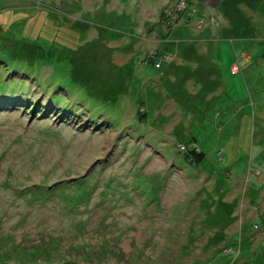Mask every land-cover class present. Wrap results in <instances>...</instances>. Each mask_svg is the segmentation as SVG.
<instances>
[{"label": "rangeland", "instance_id": "rangeland-1", "mask_svg": "<svg viewBox=\"0 0 264 264\" xmlns=\"http://www.w3.org/2000/svg\"><path fill=\"white\" fill-rule=\"evenodd\" d=\"M260 128L264 0H0V264H264Z\"/></svg>", "mask_w": 264, "mask_h": 264}, {"label": "crops", "instance_id": "crops-1", "mask_svg": "<svg viewBox=\"0 0 264 264\" xmlns=\"http://www.w3.org/2000/svg\"><path fill=\"white\" fill-rule=\"evenodd\" d=\"M234 63H233V65H234ZM238 71L235 73L236 75L239 73ZM232 73H233V70H232ZM228 86H229V83L227 84V87ZM253 130L254 129H252V138L255 135V132ZM263 134H264L263 128H260L259 135L262 136ZM247 147L242 149V152L246 153ZM247 153H248V155H245L244 157L241 158L243 171L236 170V169L228 166V168H231V170H228L227 174L229 176L234 174L233 178H237L240 175L241 179L242 178L244 179V187L248 188L247 193L249 192L248 193L249 198H247V202H248L247 205H251V209L247 212V214H248V217H250V219H243L242 218L241 222L243 224L245 222H247L251 225L250 221L254 220L257 223L264 224V207H263V210H258L259 206L253 207V203L256 204L257 203L256 201L260 200L259 197H261L264 193L263 189L260 188L259 186H257V184L255 182L256 179L253 178V175H255L254 173H256L261 178L264 179V146L259 151L254 150V148L252 147V148H250L249 152H247ZM253 169H256V170L252 172ZM233 183H234V185L239 186L241 182L239 184H236L235 179H234ZM247 193H246V195H247Z\"/></svg>", "mask_w": 264, "mask_h": 264}, {"label": "trees", "instance_id": "trees-1", "mask_svg": "<svg viewBox=\"0 0 264 264\" xmlns=\"http://www.w3.org/2000/svg\"><path fill=\"white\" fill-rule=\"evenodd\" d=\"M192 28V27H191ZM212 57V56H211ZM212 65L214 66V67H212L211 69H212V71L216 74V78H213L212 80H218V84L216 85V84H214L212 81H209L210 83H209V86H213L214 88V90H216L219 86H220V83L222 82V78H224V74H223V72H222V68L220 67V65H219V63H217L216 61H214L213 60V62H212ZM216 66V67H215ZM236 72H233V74H235ZM189 139H191V138H189ZM182 143H186L185 145L187 146H190V145H192V141L190 142V141H183V140H180ZM183 145V144H182ZM190 147H192V149L191 148H188V147H185V149L186 150H188L189 152L186 154V158H189L190 159V161L191 162H193V163H195L194 165L196 166V167H198L199 166V164L205 159V157H206V154L205 153H203L201 150L199 151L198 150V148L196 147V146H190ZM200 169H201V167H200ZM203 171H205L204 170V168H203ZM222 178H223V181H224V183H223V181H221V180H219L218 182H222L220 185H225V178L222 176ZM217 182V183H218ZM256 224H260V223H257L256 222Z\"/></svg>", "mask_w": 264, "mask_h": 264}, {"label": "bare ground", "instance_id": "bare-ground-1", "mask_svg": "<svg viewBox=\"0 0 264 264\" xmlns=\"http://www.w3.org/2000/svg\"><path fill=\"white\" fill-rule=\"evenodd\" d=\"M94 99V98H93ZM93 103H95V104H99L100 106H102V107H107V108H111L110 110H117V111H123L124 109H123V105H124V103L122 102V98L121 97H119V96H114L113 98H112V100L110 101V103H101V102H96V100L94 99V101L93 100H91ZM200 167H198V169H199ZM219 206V205H218ZM217 206V210L219 209V207ZM220 209L221 210H223L222 209V207H220Z\"/></svg>", "mask_w": 264, "mask_h": 264}, {"label": "water", "instance_id": "water-1", "mask_svg": "<svg viewBox=\"0 0 264 264\" xmlns=\"http://www.w3.org/2000/svg\"><path fill=\"white\" fill-rule=\"evenodd\" d=\"M201 1L207 2V3L211 4V5H216V4H218V2L220 0H201Z\"/></svg>", "mask_w": 264, "mask_h": 264}]
</instances>
